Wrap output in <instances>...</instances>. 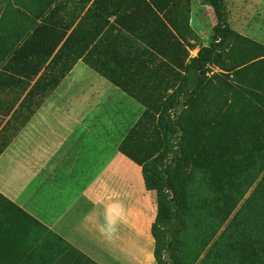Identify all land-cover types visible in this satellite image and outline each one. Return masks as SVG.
Masks as SVG:
<instances>
[{
	"label": "rangeland",
	"instance_id": "374dc122",
	"mask_svg": "<svg viewBox=\"0 0 264 264\" xmlns=\"http://www.w3.org/2000/svg\"><path fill=\"white\" fill-rule=\"evenodd\" d=\"M58 1L0 0V117L4 120L0 152L46 97L83 63L88 72L123 95L122 101L108 99L105 104V122L125 128L123 152L155 171L169 136L168 98L185 75L187 55L197 57L210 44L216 23L212 9L204 0H154L182 46L168 34L159 35V43L152 45L151 38L146 43L135 39L133 49L146 54L141 60L133 58L139 52L129 50L130 45L122 46L118 37L127 34L116 26L110 31L107 58L106 51L99 50L97 64L114 72L117 83L78 59L87 54V29L79 43L71 42L50 65L60 47L48 44L60 40L64 32L57 10L50 34L41 33L26 44ZM225 3L232 38L192 104L177 110L185 150L184 158L171 166L183 202L181 227L174 232L172 247L177 264H251L254 254H262L264 194H257V187L264 176V0ZM152 183L156 187L160 181L152 179Z\"/></svg>",
	"mask_w": 264,
	"mask_h": 264
},
{
	"label": "crops",
	"instance_id": "0c3cea01",
	"mask_svg": "<svg viewBox=\"0 0 264 264\" xmlns=\"http://www.w3.org/2000/svg\"><path fill=\"white\" fill-rule=\"evenodd\" d=\"M94 1L59 0L56 17ZM108 99L123 95L78 63L0 154V264H159L157 193Z\"/></svg>",
	"mask_w": 264,
	"mask_h": 264
},
{
	"label": "trees",
	"instance_id": "16d2710c",
	"mask_svg": "<svg viewBox=\"0 0 264 264\" xmlns=\"http://www.w3.org/2000/svg\"><path fill=\"white\" fill-rule=\"evenodd\" d=\"M203 2L204 5L212 9L215 16L216 23L212 29L210 44L202 48L197 57L191 58L189 54L187 55L188 64L183 68L185 75L182 76L178 85L173 87V93L168 98L169 107L165 114V126L169 136L165 145V152L155 171L146 167L150 172L147 183L148 189L157 193L159 204L157 221L154 226L157 238V260L159 264H177L176 260L172 258V247L175 241L174 232L181 227L183 202L182 191L177 184H175L171 176V166L176 161L182 160L185 155L181 136L184 129H182L177 119V110L181 105L190 106L192 104L193 98L202 87L210 67L218 60L224 45L230 42L233 35L229 24V13L225 0H204ZM156 5L154 0H133L120 4H117V2L113 0H95L92 3L87 2V4H81V11L87 9L86 13L81 17L76 14L70 20L61 19L60 25L64 26V32H62L60 40L49 42L48 46L50 47H56V49L60 47L58 53L51 58L50 65L54 64L58 55L62 54L71 42L79 43L78 40H80L81 32L83 29H87L85 35L87 54L78 56V59L81 58L83 62L97 70L102 76L109 77L111 80L118 83L114 76V72H111L106 67H100L97 64L98 59H100V54L97 53L99 50L106 51L104 57L107 58V49L111 47L108 40L110 31L116 26L123 28L124 32L127 34V36L118 37L119 40L122 41V46L124 45L123 43L128 44L130 45L128 46L129 50H134L136 54L139 52L137 56L135 55L136 58L133 56L135 60H141L146 56V54L141 53L140 50L133 49V42L138 38L140 42V39L143 40L142 42H145L151 38L149 44L152 45L154 43H159V35L168 34L173 42L182 46L174 32L169 28V24L161 17ZM120 8L122 12H117ZM56 10H58V7L45 18L44 24L38 25L33 30L26 44L36 41L37 36L41 33L47 32L50 34L49 27L53 25L52 21ZM72 28L73 30L69 34L68 31ZM120 41L117 42L116 45L119 44ZM113 54L116 55V49L113 50ZM128 57L131 58L132 56L129 55ZM48 67H46V69ZM66 67V70H70L71 65ZM29 120L30 118L26 120L25 123L29 122ZM3 123L4 120L0 117V128L3 126ZM3 151L4 150H2L0 154ZM127 155L132 157L130 154ZM132 158L138 161L135 157ZM263 168L264 163L262 169ZM152 179L159 180L160 184L154 187ZM260 191L264 194V176L258 184L257 194H259ZM261 241L262 254H254L251 257V264H264V236ZM210 253L211 252H209L208 256H210Z\"/></svg>",
	"mask_w": 264,
	"mask_h": 264
}]
</instances>
